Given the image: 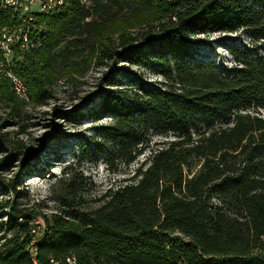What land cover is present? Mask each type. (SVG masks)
Instances as JSON below:
<instances>
[{"label":"trees","instance_id":"trees-1","mask_svg":"<svg viewBox=\"0 0 264 264\" xmlns=\"http://www.w3.org/2000/svg\"><path fill=\"white\" fill-rule=\"evenodd\" d=\"M38 24L42 45L31 53L14 46L11 63L0 67L7 116H19L28 98L43 99L58 61L71 83L91 65L105 67L106 87L90 117L109 119L96 137L110 147L85 145L78 159L132 163L148 155L96 207L70 178L58 180L54 212L9 205L0 222L1 264H32L26 247L34 239L40 264L70 256L76 264H264V0H64ZM9 25L0 6V30ZM208 33L248 43L231 40L232 64L218 66L195 58L192 38ZM120 64L160 80L131 75L108 89ZM6 71L27 97L12 90Z\"/></svg>","mask_w":264,"mask_h":264},{"label":"rangeland","instance_id":"rangeland-1","mask_svg":"<svg viewBox=\"0 0 264 264\" xmlns=\"http://www.w3.org/2000/svg\"><path fill=\"white\" fill-rule=\"evenodd\" d=\"M110 12L113 15L116 8H111ZM237 37L241 42L248 43L245 37L222 33L193 37L196 42L195 58L212 60L218 66H230L232 60L225 46ZM74 59L79 61L80 57ZM59 63L54 70L57 80L48 87L43 99L36 101L28 98L19 116L8 117V108L0 102V222L6 219L9 205L26 213L36 211L49 214L56 211L58 203L54 199V192L58 189V180L63 178L80 183L83 198L89 206L96 207L101 195L108 188L128 182L148 155L147 152L143 153L132 163L110 158L111 164H107L104 155L97 162L78 159L80 148L85 145L90 146L91 150L96 145L110 147L96 137L98 127L105 125L109 119L105 116L97 119L90 117L99 101L98 89L106 87L107 70L91 65L84 75L71 83L59 73ZM119 67L122 72L109 82L108 89L126 83L131 75L150 82L160 80L144 69L125 64ZM55 107L56 112L53 111ZM76 115L77 118L72 119ZM2 139L16 144L17 148L7 150ZM171 139L169 136L155 137L153 142ZM68 167L71 171L64 175ZM8 182L16 187V195L7 190Z\"/></svg>","mask_w":264,"mask_h":264},{"label":"built area","instance_id":"built-area-1","mask_svg":"<svg viewBox=\"0 0 264 264\" xmlns=\"http://www.w3.org/2000/svg\"><path fill=\"white\" fill-rule=\"evenodd\" d=\"M63 5L64 0H0L1 9L8 13L10 20V25L0 30V67L11 63L14 46L27 53L38 49L44 41L43 28L38 24L39 16L49 15ZM6 76L11 81L12 90L20 97H27V87L21 80L11 72L6 71ZM34 224L38 225L39 222L35 221ZM38 229L39 227L36 228ZM35 243L36 240H32L26 247V252L32 264H40L36 259ZM259 254V250H253L251 253L252 256ZM48 264H76V259L72 256L62 261L50 259Z\"/></svg>","mask_w":264,"mask_h":264}]
</instances>
